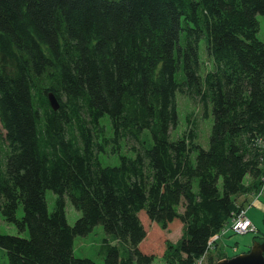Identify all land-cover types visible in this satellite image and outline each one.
Here are the masks:
<instances>
[{
    "label": "trees",
    "instance_id": "16d2710c",
    "mask_svg": "<svg viewBox=\"0 0 264 264\" xmlns=\"http://www.w3.org/2000/svg\"><path fill=\"white\" fill-rule=\"evenodd\" d=\"M257 16L264 0H0V213L28 232L0 234L8 264H97L73 255L74 238L97 225L109 232L102 264H150L155 254L194 264L240 214L237 199L262 186ZM202 40L212 61L203 76ZM176 94L197 99L204 117L211 107L195 163L190 116L170 139ZM104 117L113 142L134 153L118 166L99 161L110 141ZM46 191L56 195L51 212ZM65 199L81 214L73 227ZM177 221L181 238L164 242L157 226Z\"/></svg>",
    "mask_w": 264,
    "mask_h": 264
},
{
    "label": "rangeland",
    "instance_id": "374dc122",
    "mask_svg": "<svg viewBox=\"0 0 264 264\" xmlns=\"http://www.w3.org/2000/svg\"><path fill=\"white\" fill-rule=\"evenodd\" d=\"M257 20L259 23L257 39L264 43V16H257ZM198 56L200 63V74L203 76L206 71H209L212 68V61L207 57L204 40L200 41L199 43ZM181 77L182 71L178 73V80H181ZM175 103L178 115V124L176 128L172 129L170 139L173 142L178 137H180L184 131H186V118L190 116V120L195 123V131L197 133V138L195 140L197 149L194 155L191 157L192 163H195L196 161H199L203 157V155L206 154V150L208 148V138L213 122L211 107H209V110L207 109V117H204L202 105L197 99H191L189 96L176 94ZM100 123L105 128L106 136L110 139L109 145L105 147V152L100 153L99 161L101 165L118 166L119 155L133 157L134 153L128 149L127 141L125 139H121L117 143L113 142V132L108 118L104 117ZM112 149H114V151H112ZM257 195H260L259 192L257 193ZM250 196L251 194L242 196L240 199H237V203L241 206L240 213H244L246 219L249 218L253 222V224L255 223V229L257 227L260 232L254 230L253 232H247L246 234L239 235L228 232V230L225 231V229L229 228L232 225L233 219L237 218V216H235L232 219L231 223L223 228L218 238L210 242L208 248L203 254L204 256L201 255V259L197 260L196 264H216L221 260L232 259L236 256L247 254L250 251L253 243H261L264 241V213L259 207L254 206L253 203L251 204L252 200ZM45 198L47 209L49 212H51L53 209L54 201L56 199V195L52 191H46ZM65 203L66 221L69 226L73 227L77 220L80 218L81 214L70 204L68 199H65ZM179 210L181 211V208ZM22 215L23 209L21 206H19L16 212V216L17 218H20L22 217ZM157 228L161 232L164 242L167 240L171 243H176L181 238V225L178 221L177 224L169 227L166 231L160 230L158 226ZM153 231V225H151V227L148 229V232L152 233ZM0 234L21 236L25 238L28 237L27 231L19 233L12 224H9L4 220L1 213ZM257 235L259 236V238H255ZM108 237L109 232L106 231L105 227L101 225L95 226L92 231L88 232V234H85L84 236H76L73 240L74 257L87 258L91 259L97 264H102L103 257L100 254V248L102 246L103 240L107 239ZM218 252L224 253V259L219 258ZM160 255L161 254H155L154 260L150 264H165ZM0 264H8L5 251L2 248H0Z\"/></svg>",
    "mask_w": 264,
    "mask_h": 264
},
{
    "label": "water",
    "instance_id": "95a60500",
    "mask_svg": "<svg viewBox=\"0 0 264 264\" xmlns=\"http://www.w3.org/2000/svg\"><path fill=\"white\" fill-rule=\"evenodd\" d=\"M48 100L51 108L56 111L59 108L57 100L52 95L48 96ZM216 264H264V241L253 243L247 254H242L232 259L221 260Z\"/></svg>",
    "mask_w": 264,
    "mask_h": 264
},
{
    "label": "built area",
    "instance_id": "2783aa9c",
    "mask_svg": "<svg viewBox=\"0 0 264 264\" xmlns=\"http://www.w3.org/2000/svg\"><path fill=\"white\" fill-rule=\"evenodd\" d=\"M262 186L261 189L259 191V194L264 192V175L262 177ZM223 230V229H222ZM228 230V232L234 233V234H239V235H243L246 234L247 232H253L255 229L254 225L248 220L246 219L244 213H240L236 219H233L232 221V225L225 229V231ZM221 233V232H220ZM220 235V234H219ZM213 237L209 242H208V246L210 244V242H212L213 240L217 239L218 236ZM204 256V255H203ZM202 257V256H201ZM201 257L197 260H200ZM197 260L195 261L194 264H196ZM199 264V263H198Z\"/></svg>",
    "mask_w": 264,
    "mask_h": 264
},
{
    "label": "crops",
    "instance_id": "0c3cea01",
    "mask_svg": "<svg viewBox=\"0 0 264 264\" xmlns=\"http://www.w3.org/2000/svg\"><path fill=\"white\" fill-rule=\"evenodd\" d=\"M241 198V197H240ZM239 198V199H240ZM250 198H251V204L253 203V205L254 206H256V207H259L262 211H263V213H264V193H262V194H260V195H251L250 196ZM263 201V202H262ZM238 202V201H237ZM249 219V218H248ZM250 220V219H249ZM251 221V220H250ZM252 222V221H251ZM252 224H253V222H252ZM255 224V223H254ZM253 224V225H254ZM254 226H256V225H254ZM257 228V227H256ZM258 229V228H257ZM259 230V229H258Z\"/></svg>",
    "mask_w": 264,
    "mask_h": 264
},
{
    "label": "bare ground",
    "instance_id": "6f19581e",
    "mask_svg": "<svg viewBox=\"0 0 264 264\" xmlns=\"http://www.w3.org/2000/svg\"><path fill=\"white\" fill-rule=\"evenodd\" d=\"M207 248H208V246H207Z\"/></svg>",
    "mask_w": 264,
    "mask_h": 264
}]
</instances>
